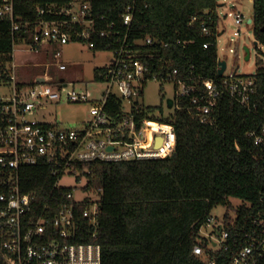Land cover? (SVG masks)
I'll use <instances>...</instances> for the list:
<instances>
[{
    "label": "trees",
    "instance_id": "trees-1",
    "mask_svg": "<svg viewBox=\"0 0 264 264\" xmlns=\"http://www.w3.org/2000/svg\"><path fill=\"white\" fill-rule=\"evenodd\" d=\"M72 0H11L19 31L12 33L8 19L0 17V59L8 61L14 45L42 50L55 43L33 42L39 22L59 19L46 13L59 11ZM95 31L89 41L94 52L115 51L116 40L127 28L122 17L131 8L132 19L125 44L133 58L149 68L152 75L165 77L177 71V77L191 79L190 84L215 80L219 76L217 56V0H89ZM3 0H0V5ZM252 31L255 41L264 47V0H252ZM45 14L42 15L41 12ZM195 18L194 22L191 20ZM202 26L209 30L202 32ZM80 31L77 25L69 27ZM69 29V31H70ZM105 32L100 37L99 33ZM150 37L152 45L137 44ZM207 43L208 47L203 45ZM257 44V45H258ZM110 64L94 69L93 82L101 83ZM262 65L254 78L257 103L252 113L233 99L219 98L209 115L200 123L195 105L182 101V108L169 111L138 106L135 118H148L173 127L176 144L172 155L161 160L123 161L117 163L91 161L72 162L70 174L85 184L83 192L100 190L96 236L77 242L100 246L101 264H228L244 244L252 229V221L264 216V142L254 145L245 136L264 124V73ZM147 83L143 85V89ZM105 109L117 113L121 101L109 96ZM160 128L161 126H156ZM164 128V127H163ZM58 176L61 173L57 174ZM4 172L0 169V193L4 192ZM22 193L34 194L30 216L51 221L69 200L71 187L53 189L55 178L51 167L37 164L20 168ZM240 199L244 205L234 209L229 199ZM225 207L223 229L228 237L219 251L207 249V239L200 237V227L211 216V210ZM84 205L76 208L81 221ZM235 214V219L230 213ZM79 215V216H78ZM202 246V257L193 247ZM258 264H264V259Z\"/></svg>",
    "mask_w": 264,
    "mask_h": 264
},
{
    "label": "built area",
    "instance_id": "built-area-1",
    "mask_svg": "<svg viewBox=\"0 0 264 264\" xmlns=\"http://www.w3.org/2000/svg\"><path fill=\"white\" fill-rule=\"evenodd\" d=\"M90 6L89 0H72L59 11L49 9L46 13L59 19L39 22L33 42L64 45L72 38L89 41L95 31ZM0 17L10 21L12 33L19 31L18 18L14 14L11 0H3ZM228 17L236 25L233 35L239 37L237 26L242 24L243 15L229 13ZM131 19L129 8L122 17V25L127 30L122 39L116 40L119 47L112 52L110 67L103 73V82L99 83L105 84L99 98L92 97L85 87L76 90L63 79L54 82L48 75L37 77L42 78L43 83L34 81L24 85L17 81L13 53L8 61L0 59V169L6 176L2 185L5 190L0 193V264H101L98 244L77 242V239L82 241L89 235L92 238L96 236L100 190L86 193L80 189L81 186L71 188L66 195L69 202L48 221L41 216L29 215L35 200L34 194L21 192L18 172L20 168H30L37 164L50 165L51 175L55 178L52 188L57 189L60 188L58 182L61 177L70 174L68 166L72 162L161 160L172 155L176 144L173 127L148 118H142L141 121L135 118V112L142 104L139 101L141 90L147 81L172 85L174 93L169 99L173 105L169 110L181 109L182 101L188 100L190 105L196 106V117L200 123L209 121V115L219 98L224 96L233 99L249 112L256 110L257 103L253 98L256 90L254 75L240 76L235 70L226 74L227 67L218 79L204 80L200 85L190 84L191 79L177 77L175 70L165 77L152 75L149 80L146 77L149 68L135 60L129 46L125 44ZM194 21L195 18L191 20ZM73 25L79 26L81 30H71L69 27ZM202 32L204 35L209 34L206 26H202ZM99 35L102 37L105 32L101 31ZM153 43L150 37L137 41L138 45ZM87 46L92 48L93 44ZM203 47L207 48L208 44L205 43ZM30 49L38 51L32 47ZM53 57L58 58L57 55ZM261 58L264 73V55ZM57 68L64 72L67 67L59 64ZM111 95H116L121 101V108L117 113L109 114L105 105ZM123 101H127L128 109H125ZM61 102L88 103V119L79 128H61L57 123L39 120L38 115L46 111L48 104ZM156 126L165 129L157 130ZM245 136L252 139L254 145L262 144L264 124L248 131ZM158 138L162 139L159 146ZM58 173L61 175L58 176ZM74 191L81 193L83 198L76 200L73 197ZM80 204L84 205V209L79 222L76 208ZM252 225V231L246 235L244 244L228 264H258L264 259V216L253 220ZM202 227L210 228L219 238L218 241L212 240V235L205 238L209 243L207 249L215 252L210 248L212 245V248L219 251L228 237L223 229V221L209 216L200 229ZM192 250L197 257L206 253L199 245ZM206 263L215 264V261L207 260Z\"/></svg>",
    "mask_w": 264,
    "mask_h": 264
},
{
    "label": "rangeland",
    "instance_id": "rangeland-1",
    "mask_svg": "<svg viewBox=\"0 0 264 264\" xmlns=\"http://www.w3.org/2000/svg\"><path fill=\"white\" fill-rule=\"evenodd\" d=\"M218 6L216 10L218 33L217 36V56L221 61L226 62V74L236 71L240 76H253L256 70L262 65V56L264 55V47L254 45V35L251 26L246 23L251 19L252 15V0H217ZM229 13H240L243 15L242 24L237 26L240 30V36L235 37L233 31L236 25L233 19L228 17ZM13 60L17 66L15 75L17 81L28 85L35 81V78L42 76H50L54 82L63 79L70 87H75L76 90L85 87L92 97L99 98L100 91H103L105 84L93 82L94 69H100L109 65L112 53L102 50L94 52L86 44L70 41L64 45L56 44L50 47L43 48L39 51H33L30 47L14 45ZM244 48L249 50V58L245 61ZM229 50L234 51L230 53ZM54 55L58 58L54 59ZM66 65V70L60 72L57 65ZM114 91H116L114 89ZM173 87L170 84L147 81L143 89L142 96L139 101L145 106L162 109L164 114L170 110L166 106V99L173 96ZM125 109L129 108L127 101H123ZM88 103H59L48 104L47 109L42 114H39V120L44 122L57 123L59 127L79 128L88 119ZM157 130L165 129L156 127ZM60 187L76 188L83 186L85 182L78 180L72 174H65L58 182ZM73 197L76 200H81L83 195L77 191L73 192ZM229 203L234 209L244 205L240 199L230 198ZM225 207L219 205L211 210V217L222 221L225 215ZM231 218L235 219V214L230 213ZM212 235V240L218 241L210 228H201L200 237L208 238ZM210 248L214 251L217 249Z\"/></svg>",
    "mask_w": 264,
    "mask_h": 264
},
{
    "label": "water",
    "instance_id": "water-1",
    "mask_svg": "<svg viewBox=\"0 0 264 264\" xmlns=\"http://www.w3.org/2000/svg\"><path fill=\"white\" fill-rule=\"evenodd\" d=\"M251 19H249V20H247V23L248 24H251ZM258 43L256 42V41H254V45H257ZM244 51H245V61H247L248 60V58H249V50L248 49H246V48H244ZM218 66H219V68H218V70H217V74H218V76H221L222 74H223V72L225 71V69H226V62L225 61H219L218 62ZM62 81V80H61ZM35 82L36 83H43V79L42 78H37L36 80H35ZM166 105H167V108L168 109H171L172 108V105H173V101L171 100V99H169V98H167L166 99ZM161 138H158L157 139V146H159L160 144H161ZM109 149H112L111 147H109Z\"/></svg>",
    "mask_w": 264,
    "mask_h": 264
},
{
    "label": "crops",
    "instance_id": "crops-1",
    "mask_svg": "<svg viewBox=\"0 0 264 264\" xmlns=\"http://www.w3.org/2000/svg\"><path fill=\"white\" fill-rule=\"evenodd\" d=\"M219 6H223V5H220V4H218Z\"/></svg>",
    "mask_w": 264,
    "mask_h": 264
}]
</instances>
